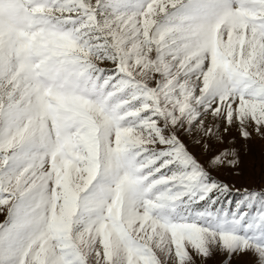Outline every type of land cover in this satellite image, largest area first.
Instances as JSON below:
<instances>
[{
	"label": "snow or ice",
	"instance_id": "1",
	"mask_svg": "<svg viewBox=\"0 0 264 264\" xmlns=\"http://www.w3.org/2000/svg\"><path fill=\"white\" fill-rule=\"evenodd\" d=\"M256 139L264 0H0V264H264Z\"/></svg>",
	"mask_w": 264,
	"mask_h": 264
},
{
	"label": "rangeland",
	"instance_id": "2",
	"mask_svg": "<svg viewBox=\"0 0 264 264\" xmlns=\"http://www.w3.org/2000/svg\"><path fill=\"white\" fill-rule=\"evenodd\" d=\"M239 144L241 159L239 175L231 170H225L220 173V178L238 188L241 186L259 188L264 184V141L256 139L248 144L240 141ZM2 220L3 216H0V221ZM246 261L247 258H235L233 264H246ZM221 262V257H215L204 264H221Z\"/></svg>",
	"mask_w": 264,
	"mask_h": 264
}]
</instances>
